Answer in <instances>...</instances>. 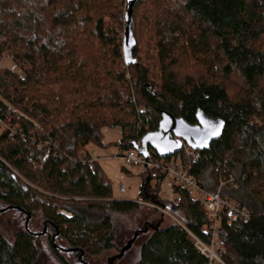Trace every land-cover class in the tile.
<instances>
[{
    "label": "trees",
    "instance_id": "obj_1",
    "mask_svg": "<svg viewBox=\"0 0 264 264\" xmlns=\"http://www.w3.org/2000/svg\"><path fill=\"white\" fill-rule=\"evenodd\" d=\"M129 1L0 0V62L8 56L19 68L0 72L2 209L29 224L40 216L72 253L207 264L192 241L208 243L199 202L180 190L176 206L165 203L153 172L142 174L144 205L112 201L87 152L105 129L122 132L121 152L136 150L163 113L193 127L206 120L217 138L192 147L200 160L191 173L207 193L224 183L222 199L250 214L223 219L221 264H264V0H139L127 67ZM43 234L0 236V264H38Z\"/></svg>",
    "mask_w": 264,
    "mask_h": 264
},
{
    "label": "built area",
    "instance_id": "obj_2",
    "mask_svg": "<svg viewBox=\"0 0 264 264\" xmlns=\"http://www.w3.org/2000/svg\"><path fill=\"white\" fill-rule=\"evenodd\" d=\"M6 127L5 121L0 120V131ZM174 140L181 143L183 149L180 154L170 159L157 161L150 152L148 159L145 160L140 155L141 143L138 144L136 150L126 152L122 158L128 168H142L144 172H153L152 183L166 197L164 199L165 203L176 206L178 204L177 192L183 190L188 193L191 199L203 206L211 220V224L207 229L208 243L203 244L194 238H192V241L198 253L207 260V264H221L223 219L226 218L231 222L247 221L250 219V214L246 209H240L233 203L222 199L220 191L226 187L224 183L220 184V188L215 194L203 191L199 181L191 173L193 165L198 163L200 156L183 140ZM155 156L157 155L155 154ZM97 161V158L93 155L91 164ZM230 184L233 185L234 181L230 180ZM234 189H238V186L234 185ZM149 207L165 214L160 208ZM66 217L70 218L69 215H66Z\"/></svg>",
    "mask_w": 264,
    "mask_h": 264
},
{
    "label": "rangeland",
    "instance_id": "obj_3",
    "mask_svg": "<svg viewBox=\"0 0 264 264\" xmlns=\"http://www.w3.org/2000/svg\"><path fill=\"white\" fill-rule=\"evenodd\" d=\"M126 23V21H125ZM15 71L19 72L18 66L11 60L10 57H4L0 62V72L3 71ZM259 122L256 121V124ZM14 134L15 132H12ZM1 134V131H0ZM122 132L118 129L103 130V141L101 145L93 144L87 147V152L95 154L97 156L100 167L106 177L110 180L113 186L112 201L115 202H129L144 205L139 197L141 187L143 186L142 174L144 170L142 168H128L122 156L125 152H121L116 146L122 141ZM155 156L154 151H150ZM151 187H154V183H151ZM153 193V191H151ZM162 200L166 197L159 193ZM150 209V208H149ZM0 205V211H5ZM154 211V209H151ZM66 215V214H64ZM167 216V214H166ZM123 222H127L125 219H121ZM27 219L17 211H5L0 214V236H3L8 242H14V237L17 232L25 230V223ZM165 223H169L168 219H165ZM40 216H37L35 220L28 224V230L32 233L42 234L40 240H37L41 249V257L38 264H60L54 257L50 250L49 241L55 238L53 231L48 230ZM132 229V228H131ZM130 230V229H129ZM126 229L123 231L125 232ZM49 237V238H48ZM55 246L59 248V252L65 257L69 264H79V260L87 264H108V260L114 261L111 264H117L119 255L111 254L109 256H85L82 260L78 252L72 253L68 247L60 239H56ZM69 252V253H68Z\"/></svg>",
    "mask_w": 264,
    "mask_h": 264
},
{
    "label": "water",
    "instance_id": "obj_4",
    "mask_svg": "<svg viewBox=\"0 0 264 264\" xmlns=\"http://www.w3.org/2000/svg\"><path fill=\"white\" fill-rule=\"evenodd\" d=\"M139 0H130L128 11L125 17L126 28L124 31V40H123V56L124 62L127 67H130L135 64L133 59V50L136 46L133 32H132V18L135 5ZM201 126H190L183 120L175 119L173 116L163 113L162 121L160 123L159 130L156 133H151L146 135L141 141L142 149L140 150V155L147 160L150 154V151L154 153L161 160L170 159L181 153L183 145L174 139L183 140L186 145L193 147L200 143L210 145L211 142L216 140L215 135L212 138L207 134H204L205 130H210L213 127L217 129L216 126H212L208 121H201ZM217 133V132H216ZM194 140L197 142L195 143ZM199 146V145H198ZM7 211V210H5ZM5 211H0V214H3ZM30 218L25 223L26 232L29 233L28 224ZM40 236V235H35ZM223 245V243H222ZM131 246V243L129 244ZM124 255V250L122 251Z\"/></svg>",
    "mask_w": 264,
    "mask_h": 264
},
{
    "label": "flooded vegetation",
    "instance_id": "obj_5",
    "mask_svg": "<svg viewBox=\"0 0 264 264\" xmlns=\"http://www.w3.org/2000/svg\"><path fill=\"white\" fill-rule=\"evenodd\" d=\"M213 129H215V128H212V129H208V130H205V132H204V134H208L211 138H212V136L213 135H215L216 134V130H214L215 132L214 133H211L210 131H212ZM194 142L195 143H197L195 140H194ZM199 146H204V145H207V144H204V143H200V144H198ZM48 230V229H47ZM30 232V231H29ZM43 234V233H42ZM34 235H41V234H36V233H34ZM56 239H58V238H53L52 240H50L49 241V245H50V250H51V246H53V248L55 249V250H58L59 251V248H57L56 246H55V241H56ZM59 240V239H58ZM70 251V250H69ZM70 252H72V251H70ZM69 253V252H68ZM61 256L65 259V257L61 254ZM81 258H82V260L84 259V254H82V256H81ZM67 262V261H66ZM112 262H115V261H110L109 262V264H111ZM68 263V262H67ZM69 264V263H68ZM79 264H87V263H85V262H83V261H81V259L79 260Z\"/></svg>",
    "mask_w": 264,
    "mask_h": 264
},
{
    "label": "crops",
    "instance_id": "obj_6",
    "mask_svg": "<svg viewBox=\"0 0 264 264\" xmlns=\"http://www.w3.org/2000/svg\"><path fill=\"white\" fill-rule=\"evenodd\" d=\"M92 155H95L94 153L92 154ZM95 157L97 158V156L95 155ZM99 158H97V160H98Z\"/></svg>",
    "mask_w": 264,
    "mask_h": 264
}]
</instances>
